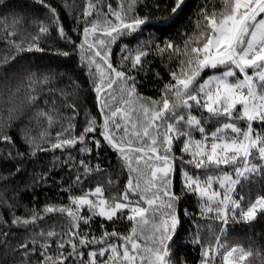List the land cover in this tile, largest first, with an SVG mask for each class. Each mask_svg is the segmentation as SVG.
Wrapping results in <instances>:
<instances>
[{
  "label": "snow or ice",
  "instance_id": "1",
  "mask_svg": "<svg viewBox=\"0 0 264 264\" xmlns=\"http://www.w3.org/2000/svg\"><path fill=\"white\" fill-rule=\"evenodd\" d=\"M14 5L0 0V264H264V235L229 241L264 216V0Z\"/></svg>",
  "mask_w": 264,
  "mask_h": 264
},
{
  "label": "trees",
  "instance_id": "2",
  "mask_svg": "<svg viewBox=\"0 0 264 264\" xmlns=\"http://www.w3.org/2000/svg\"><path fill=\"white\" fill-rule=\"evenodd\" d=\"M34 0H15V7L17 8H23L26 11H34L32 9V5H33ZM65 2V0H59V3L61 5H63V3ZM68 2L70 3L71 0H68ZM79 2L82 4L84 2V0H79ZM112 2L118 3L119 0H112ZM197 2H199V0H197ZM195 6V5H193ZM37 18H39V16L41 14L37 13ZM9 22H11V20H9ZM31 22V21H30ZM10 31L12 29H9ZM3 31V24L0 23V32ZM119 52V49H117V53ZM67 84V80L64 81L63 84H52L49 87L52 88L53 92L52 95L50 96V99L52 101H55L57 106H59L60 101L63 99L62 95H61V89L64 88V85ZM147 94H151V92L149 91ZM80 119H83V111H81L80 114ZM67 122V120H65V123ZM47 124V121L44 120L43 122H37L34 121L33 125H32V130L33 133L38 135L39 132L42 130L43 127H45ZM214 126V125H213ZM47 159H50V155L49 157H47ZM39 165V162H37V166ZM96 179H99L102 183H104L105 185H107V181H108V176L107 174H103L99 177H97ZM113 180H116V177L113 176L112 177ZM122 179H126V177H123ZM92 186H95V181L93 182ZM260 191V184L259 183H254L250 186V196L252 199L255 198V195L257 194V192ZM55 194V190L53 191L52 195ZM7 195H12L11 192H9ZM40 200L41 203L43 202V194H40ZM21 207L17 210V214H23L25 212V207L24 205H27L29 208L32 207L31 205V195H27L24 197V199L21 202ZM6 208V205L4 206H0V212H3ZM50 217H52L53 219H55L56 214H49ZM49 224L52 223V219H50L48 221ZM264 235V216H259L258 219L254 220L253 222H249L247 224H245L244 222H237L234 225V230L229 234V241L231 243H239L242 246L247 247L249 244L250 240H254L256 241L257 247L259 246V240L260 237ZM183 243V241H182ZM180 251H184V249H181ZM188 251L191 252V247L188 248ZM222 259V257L220 258ZM248 259V258H246Z\"/></svg>",
  "mask_w": 264,
  "mask_h": 264
}]
</instances>
